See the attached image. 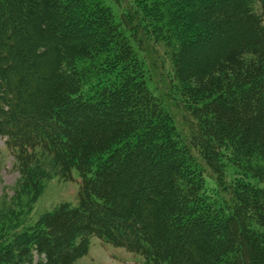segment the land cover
<instances>
[{
  "label": "trees",
  "instance_id": "obj_1",
  "mask_svg": "<svg viewBox=\"0 0 264 264\" xmlns=\"http://www.w3.org/2000/svg\"><path fill=\"white\" fill-rule=\"evenodd\" d=\"M257 1L0 0V136L24 178L47 153L80 180L0 264H72L92 237L142 264H264ZM144 36L168 47L186 131L147 85Z\"/></svg>",
  "mask_w": 264,
  "mask_h": 264
},
{
  "label": "rangeland",
  "instance_id": "obj_2",
  "mask_svg": "<svg viewBox=\"0 0 264 264\" xmlns=\"http://www.w3.org/2000/svg\"><path fill=\"white\" fill-rule=\"evenodd\" d=\"M251 3L259 11L258 1L252 0ZM112 6L116 14L123 10L121 5ZM144 39L145 48L139 51V57L147 69V85L170 110L180 131H186L182 124L185 112L178 103L179 90L176 82L172 81L171 59L166 52L168 47L165 42H157L153 37L144 36ZM36 162L39 164L37 175L40 178H24L25 171L0 136V242L10 240L16 232L33 226L43 214L54 210L59 204L77 203V171L74 170L70 178L63 177L60 166L47 153H38ZM227 170L228 174L234 173L229 168ZM72 264H141V259L123 248L92 237L87 253Z\"/></svg>",
  "mask_w": 264,
  "mask_h": 264
}]
</instances>
